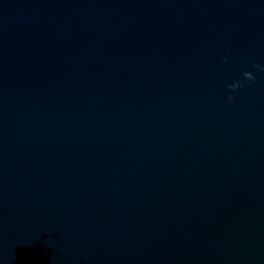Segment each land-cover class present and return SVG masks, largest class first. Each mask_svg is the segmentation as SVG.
I'll use <instances>...</instances> for the list:
<instances>
[{
    "label": "water",
    "instance_id": "obj_1",
    "mask_svg": "<svg viewBox=\"0 0 264 264\" xmlns=\"http://www.w3.org/2000/svg\"><path fill=\"white\" fill-rule=\"evenodd\" d=\"M0 264H264V0H0Z\"/></svg>",
    "mask_w": 264,
    "mask_h": 264
},
{
    "label": "clouds",
    "instance_id": "obj_2",
    "mask_svg": "<svg viewBox=\"0 0 264 264\" xmlns=\"http://www.w3.org/2000/svg\"><path fill=\"white\" fill-rule=\"evenodd\" d=\"M244 76H245V78L248 79V80H252V79H254V78L252 77V75H251L250 73H248V72H245V73H244ZM239 86H240L239 84H233V85H230V88H231L232 91H235ZM229 99H232V98L229 97Z\"/></svg>",
    "mask_w": 264,
    "mask_h": 264
}]
</instances>
